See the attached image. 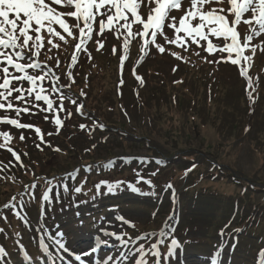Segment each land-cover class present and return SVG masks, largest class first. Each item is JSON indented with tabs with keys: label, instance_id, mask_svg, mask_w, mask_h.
Wrapping results in <instances>:
<instances>
[{
	"label": "rangeland",
	"instance_id": "374dc122",
	"mask_svg": "<svg viewBox=\"0 0 264 264\" xmlns=\"http://www.w3.org/2000/svg\"><path fill=\"white\" fill-rule=\"evenodd\" d=\"M145 14L148 15L147 6L142 7V15ZM56 27L59 30L58 26ZM135 27L136 29H133V31H137L142 26L135 25ZM165 31L170 38H174L172 30L165 28ZM180 35H183V33ZM105 36L106 39L97 37L94 32L92 40L87 42V48L91 55L93 54L91 45L94 42L97 43V39L104 42V48L101 49V52L97 50H95L97 52H94L96 59L92 57L89 60L86 53H78L77 64L71 65L70 52L72 44L67 43L65 45L63 42H59L61 47L53 49L48 56L53 58L51 60H53L54 69L56 64L54 61L57 58L63 62L61 63L62 67L55 69L56 74L60 76L61 84H68L69 80L66 74L69 70L73 72L75 83L71 85V88H68L71 92L76 90L75 87L81 82L86 81L88 71L89 73L94 72L90 78L91 81H95L92 89L93 96L89 95L88 98L74 99L77 100V103L83 104H87L88 100L91 99L96 105L95 110L98 112L100 109L99 111L111 122L110 128L105 129V132L94 129L91 134L88 131H83V133L77 123L90 125L95 122L96 114L79 115L76 112V105H74L73 111L71 110L73 113L71 118H67V112L65 111L60 113V117L62 116L63 120L65 117L66 124L72 125L75 129L65 130L61 128L59 134L63 137H58L56 134L49 136L47 134L49 132L55 133L57 127L53 123L52 113L39 112L34 109L35 114H27L26 116L22 114L21 122L37 123L44 132L45 139L51 143L53 148L58 147L61 151H67L69 154L59 156L56 154L57 151L43 145L44 150H38L35 147V144L39 142L38 139L35 141L30 138L35 133L30 129H23L29 132L26 134L28 141L21 142L19 140L20 133L15 135V139L19 141L17 142L15 139L13 141L16 142V146L19 143L27 145L25 152L28 153V156L22 155V160L29 161L30 166L28 168L19 167L18 171L24 173L23 175L28 179L38 176L47 178L50 175L62 177L61 173L77 171L87 162L99 164V162L105 163L114 158L117 159L115 165L120 169L118 171H122L121 168L124 167V164H119L121 163L119 158L124 156L146 157L150 153L155 155L154 157L157 156L156 158L167 159L168 165L171 167L175 166L183 171L191 168L192 170L187 171V174L183 176L177 177V170L170 173V178H172L171 180L177 191V197L181 198L185 194L197 195L198 191L193 190V188L204 187L207 196L213 199L214 205L220 208V211L227 208L229 204H234V213L222 215L220 223L211 220L212 217L208 219H197L195 217L188 221L181 215V223H179V228L177 227V232L175 230L173 235L176 239L180 238V246L182 245L181 247L184 248V255L183 258H180L181 253L178 252L177 256L175 255L169 261L166 260L165 264H181L182 260L186 264H207L208 258L215 254H218L217 257L221 259L223 264H255L256 251L264 249V79L261 78L258 93L260 99L252 103L248 101V89L244 88L245 80L240 75L238 66L232 65L230 62L220 64L204 62L202 57L208 55L206 52L197 49L201 51V55L196 56L193 52L195 46L189 48L188 51L179 50L175 45L166 44L160 36L157 37V42L165 46V53L159 54L154 46L149 45L150 52L140 62L143 55L140 50L143 45L141 38L137 37L130 44L129 55L124 63L122 77L124 84L117 88L115 71L118 62L117 57L120 59L123 53L122 41H117L110 32H106ZM113 45L117 47L116 55L111 52ZM130 47H133V49ZM172 52L179 53L187 62L175 59L170 54ZM220 55L218 53L217 57L208 56V59L213 60ZM223 55L226 56L227 54L224 53ZM255 57L258 58V72L264 75V69L262 68L264 67V58H262L259 51H257ZM84 60L87 63L83 66ZM45 62L50 63V66L52 65L49 60ZM192 63H196L200 70H192L189 73L186 67ZM82 66L83 68L80 70ZM173 67L177 69L175 72H173ZM95 68L96 70L105 71V83L94 80L95 73H97ZM133 68H135L136 75L143 78L144 83L142 86L136 80L132 71ZM216 79L219 81L214 83ZM177 80L183 82L177 84L175 83ZM256 84L254 91L249 89L254 94L257 92ZM110 91H115L114 93L121 101L119 111L116 109L117 103L112 99H107ZM137 92H139V96H137ZM99 93L101 94L98 95ZM66 95L68 96V93ZM151 95H154L153 100L150 99ZM53 99L56 100V97H53ZM39 103L46 107L43 102ZM197 104L202 107V109L200 107L202 116L198 120L193 118V115L196 114ZM218 104H222L220 106L225 109L219 107ZM209 107L212 112L209 111ZM192 111L195 113H192ZM125 112L127 115H125ZM0 115H3V112H0ZM8 115L15 116L12 112ZM46 115L49 117L48 120L44 119ZM68 119L71 121L67 122ZM115 124L125 126L123 133L126 136L124 138L125 143L121 142L120 135L113 130L112 127ZM248 128L250 129L248 130ZM0 131L5 130L0 128ZM168 131H174L183 136L184 144H175L173 142L175 136H169ZM134 135L140 137L146 135L149 139L139 141ZM34 137L36 138V135ZM202 140L204 143L200 144ZM0 143L2 142L0 141ZM86 149H91V151H86ZM0 157L15 162L11 153L4 152L3 149H0ZM29 158L35 162L33 165ZM83 158L88 160L84 161ZM195 165H198V170H193ZM136 167L134 163L130 165L134 172H138L135 171ZM58 172L61 175H56L59 174ZM127 175L130 174L118 178L122 179ZM163 181H166V179ZM82 183L85 185V181L80 184ZM208 197L207 199H209ZM137 201L152 205L147 200L140 199ZM126 204L128 203L124 205ZM175 205L178 209L180 208L179 203L173 202V200L161 205L157 202L154 207L159 211L154 215L137 206L121 208V212L123 216L132 218L138 230H141L140 233L144 235L152 233L155 227V234L147 237L148 240L152 238L153 241L161 237L163 222L174 217L175 214L172 213V210L176 207ZM59 214L52 215L50 218L54 216H57V218L48 219V221L52 225L62 226L61 230L64 236H59V238L63 239L67 246H72L80 252L87 250L88 253L91 244H77L78 241L89 238L90 235L95 237L97 243L99 239L105 241L109 239L110 241L113 238L105 236L104 232H116L113 229V226L115 228L116 225L114 219L108 222L103 220L95 229L94 226L89 225L80 224L81 226H77L73 223L63 225ZM22 219L29 223V227L26 225V228L30 237L27 238V241L23 240V247L30 246L31 242H34V232L42 233L45 228H49L48 225L42 222L41 216L37 215L34 207H28L21 217ZM87 221V224L90 223L89 220ZM237 223H240L243 230L232 234L231 231L236 228ZM258 225L260 232L253 234L248 231L249 227ZM207 229L209 231L214 229L208 242L206 241L208 237ZM218 230H222L223 234L219 235ZM135 235L138 238L145 237L142 234L141 236ZM186 239H189V241L185 242ZM15 245V253L9 252L8 248L5 252L12 260L15 259L16 261L19 259L17 252L20 251V244L15 243ZM135 245V242L130 245V256L127 259L128 262L124 264H134L140 258L139 254L134 252ZM2 247H5V244ZM179 250L182 251V249ZM0 255L4 258V253H0ZM104 255L100 257V260L103 259L104 264H121L115 261L105 263L107 260L104 259ZM147 260L149 264H155L154 257L149 255ZM7 262L9 263V261Z\"/></svg>",
	"mask_w": 264,
	"mask_h": 264
},
{
	"label": "snow or ice",
	"instance_id": "6c2138e0",
	"mask_svg": "<svg viewBox=\"0 0 264 264\" xmlns=\"http://www.w3.org/2000/svg\"><path fill=\"white\" fill-rule=\"evenodd\" d=\"M148 7V15L146 18L142 15V7ZM131 17V19H130ZM70 18V19H69ZM122 22V23H121ZM142 26L133 31V26ZM59 30H57V27ZM165 28L170 29L174 33V38H170ZM97 37H104L105 33L113 34L117 41H122L123 53L120 58V69L123 72L125 60L129 55V46L137 37L141 38L142 47L140 62L150 52L149 45L155 47L159 54H164L166 48L157 42V37L163 38L166 44L175 45L188 51L193 49L196 56L201 55V51L208 55L202 57L207 63H228L238 66L239 73L245 77L248 88L255 90V83L248 74V66H250L253 58L259 51L264 58V0H0V124H6L20 129H32L38 138L35 147L43 151V146L52 148L53 151H61L58 147L53 148L51 143L45 139L41 129L34 124L21 122L22 114H35L34 109L39 112L53 114V123L57 126L56 132H49L47 135H58L60 129L64 126V120L61 119L60 113L64 112L65 100L70 98L66 95L65 89L71 88L75 83L73 72H67L68 84L60 83V76L56 74L55 69L60 67V60L57 58L55 69L47 62H41L40 56L42 50L47 52L53 49H59L63 42L67 45V37L78 40L74 47V53L71 56V65L78 62V53H86L88 59L91 60V53L88 51L87 42L93 38V33ZM183 33V35H180ZM66 34V36H65ZM214 38V39H213ZM215 40V42H214ZM46 41V44H45ZM100 51L104 48V42L97 39ZM200 49V50H197ZM250 51L251 55H245ZM111 52L113 55L117 53V47L113 45ZM218 58L209 60L208 56ZM227 55L224 56L223 54ZM175 59L187 62L179 53H170ZM48 60L52 57L48 56ZM243 62V63H242ZM70 65V67H71ZM177 69L173 67V72ZM133 74L136 80L142 86L144 81L140 75H136L135 68ZM183 81L177 80L179 84ZM124 84L123 79L120 86ZM50 85V86H49ZM253 91L248 92L250 102L254 103ZM86 94L81 90L80 96ZM139 96V92H137ZM59 101L56 104V100ZM39 102H43V107ZM70 103L76 105V112L84 115L82 109L83 103H77L76 99H70ZM15 113L10 116L8 113ZM125 115L127 113L125 112ZM72 117V112H67V118ZM45 120L49 117L44 116ZM81 130L88 129L89 134L99 127L104 129L103 124H94L93 128L87 125H79ZM0 149H6L11 153L16 164L9 162L8 165L0 162V172H4L9 167H27L22 160V156L10 143L15 139L10 132L0 131ZM26 137L21 132L19 140L25 141ZM95 147V145H93ZM91 151V149H86ZM23 156L27 157L28 153L24 152ZM147 162L142 159V163ZM158 164L160 162H157ZM108 165H105L107 167ZM194 167V166H193ZM189 168L187 171L190 172ZM91 171V167L87 169ZM187 174V172H186ZM153 176L156 172L152 173ZM138 179L143 177L137 173ZM3 178V177H0ZM9 179H14L9 177ZM152 186V181H144ZM50 185L43 193L41 199L49 207L53 204L51 193L53 192L52 181H48ZM123 181L111 183L108 181H100L95 185L99 193L101 187L107 189L109 194H115L122 189ZM32 189L37 187L36 184L30 185ZM57 188L61 186H56ZM169 189L172 188L168 184ZM63 191L68 192L67 184L62 185ZM83 183L74 188L75 194H81ZM127 188L133 192H139L135 185L128 183ZM34 198L35 193H32ZM57 199L59 192L56 193ZM4 208H16V197L11 198V202L4 205ZM14 215L19 216V212ZM6 220V217H0ZM122 224H128L135 228L131 221H127L123 216L117 218ZM4 232L0 228V234ZM63 232H58V236L63 237ZM105 236L113 237L123 242V247L131 244V238L125 239L127 233L118 234L116 232H104ZM147 239V236H145ZM57 247L62 251H67L66 244L63 239L55 241ZM99 244H106L103 239L98 240ZM180 243L177 239H172L169 245L167 258L171 259L176 255V251L180 249ZM93 252L96 251L94 247ZM140 254V258L135 264H148L147 257L150 255L155 258V264H162L165 259L156 243H152L145 250L140 245L136 250ZM4 247L0 246V253H4ZM26 252V250H25ZM90 253H84L89 255ZM124 261L128 259V254L124 253ZM26 259L32 264V258L26 253ZM80 256H76V260H80ZM108 261H113V257L109 256Z\"/></svg>",
	"mask_w": 264,
	"mask_h": 264
},
{
	"label": "trees",
	"instance_id": "16d2710c",
	"mask_svg": "<svg viewBox=\"0 0 264 264\" xmlns=\"http://www.w3.org/2000/svg\"><path fill=\"white\" fill-rule=\"evenodd\" d=\"M49 54H51V52H47V48H46L45 51L42 53L43 61L47 60V56ZM196 66H197L196 63H192L189 65L190 67L189 69L192 70L193 68H196ZM105 74L106 73L104 70H97V73H95L96 78L94 76V80L105 83ZM87 75H89V79L87 82L86 81L81 82L77 87H75L76 90L72 92L70 91V89H65V93H68V96H72L73 99L74 98L79 99L81 98L80 90H81V87H83L85 88L84 89L85 92L84 91L83 92L86 94L85 95L86 97H89L87 96V94L90 96H93L92 89L94 88L93 86H94L95 81H91L90 79L91 73H89V71L86 73V76ZM87 86H90V88H88ZM114 92L110 91L109 92L110 94L107 95L108 97L107 99H112L118 104V97ZM100 94L101 93H99L98 95ZM153 98H154V95H152L151 100H153ZM65 103H66L65 105L66 109L72 108L70 101L65 100ZM88 104H89V108L87 109L86 112H90L91 108L92 110L95 109L96 105H94L95 103L91 99L88 100ZM220 105L222 104H218V106L222 108V106ZM200 107H201L200 105H197L196 114L195 115L192 114L193 118L196 120H198V118L202 116V114H200L201 112ZM222 109H225V108H222ZM102 110L104 109L102 108ZM209 111L212 112L210 110V107H209ZM215 111L217 110L215 109ZM192 113H195V112L192 111ZM103 116L101 117L103 118ZM123 128H124L123 125L122 126L117 125L116 129H118L119 131H122ZM16 134L18 133H13L12 136L15 137ZM168 134L169 136H173V137L175 136L174 141H173L175 144L177 145L184 144L183 136H180L174 131L173 132L168 131ZM141 137L148 138V136L146 135L145 136L141 135ZM15 140L17 142L19 141L18 139H15ZM255 141L257 140L255 139ZM12 142L13 144L16 145V142L14 141ZM203 143L204 141L202 140L200 144H203ZM17 148H19L22 151H25L27 146L24 143H19ZM56 154L59 156L60 155L65 156V155H68L69 152L65 151V152H59ZM142 159L146 160L147 162L142 163ZM86 160L88 159H85V161ZM130 162L131 163L137 162L139 163V165L137 166H142V167L135 168V171H138V172H134V170L132 169H124L123 171H117L118 169L116 170L114 168L112 169L109 163L100 162L99 163L100 168H99V171L97 172L95 171L96 164L87 162V164L85 165L87 166L89 165V167H91V171H87V169L80 167V170L78 171L76 178L72 179L73 181L71 180L70 177H68L69 178L68 182L70 185H72V187H70V190L68 192L62 193V195L64 194L65 195L61 196L60 200H56V199L53 200L54 202L51 208L49 207L50 212H49V216L47 217V221L48 219L57 218V216H54L52 218L50 217L52 215H56V213H60L59 218H61L60 220L63 223H67L69 221H72L74 223L78 221L83 222L84 219L88 220L89 218L94 217V216L101 215V217H103L107 215L108 213H110V211L113 210L114 208H117V206H119V208L138 206V208L144 209L148 213L155 211L154 206L158 202V199L163 198L165 196L168 197L170 193V189L167 187V185L171 184L173 186V181L171 180L172 178H170V173L174 172V170L176 169L174 167L169 168L166 164L167 162H164V161H161L158 164L157 162L159 161L155 162L154 157H152L151 153L146 158H139L138 160H126V163H130ZM105 165H108V166L105 167ZM177 171H178L177 177L180 175L183 176L186 174V172L184 173L181 170H177ZM153 172H156L155 176L152 175ZM137 173H139L140 175L143 174V177H146L145 181L150 179L152 181V186H149L145 182L134 180V177H137ZM14 174H15L14 176L16 177H13L14 179H9L6 176H2L0 172V177H3V178H0V207H4V205L7 204V202H9L13 196L17 197L19 195H22L23 192L25 191H26L25 193H27V190H28L27 188L30 185H32L31 183L33 181H39L41 179L39 177H37L38 179L36 177L28 179L23 175L24 173L17 171V169L15 170ZM59 174H56V175H59ZM126 174H130V175H127V177L122 178V179L118 178L120 176H125ZM162 178L163 180L166 179V181H163ZM83 181H85V185H83L82 193L75 194L73 191L74 188L77 186H80L78 184H80ZM100 181H108L111 183H115L117 181H123L124 185L122 186V189L116 192L115 194H109L107 192V189L104 187H101L98 193L95 185H97ZM38 183H40V181ZM128 183L135 185L136 188L139 189V192H140L139 194H141L142 197L136 196L133 191L129 190L127 188ZM193 190L198 191L197 195H186L185 194V196H182L181 199L179 200L181 213L183 217H185V219H187L188 221L191 218H195V217H197V219H201V218L208 219L212 217L210 218L211 220L213 219L214 222L220 223L222 221L221 220L222 215L226 213V211L230 212L233 204L232 205L229 204L227 208H223L224 210L220 211V208H217L214 205L213 199L207 196L206 189L204 187L203 188L194 187ZM205 196H207L209 199H207V197L205 198ZM75 199H76V202L74 201ZM140 199L147 200L148 202H151L152 205L142 204L141 201H137ZM125 203H128V204L124 205ZM18 222H19L18 220L16 221L14 220L13 222H11V226L12 225L17 226ZM48 223L50 222L48 221Z\"/></svg>",
	"mask_w": 264,
	"mask_h": 264
}]
</instances>
